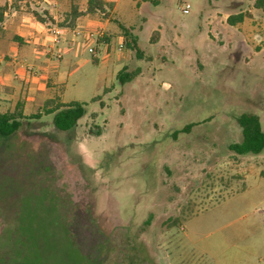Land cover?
Returning a JSON list of instances; mask_svg holds the SVG:
<instances>
[{"label": "rangeland", "instance_id": "1", "mask_svg": "<svg viewBox=\"0 0 264 264\" xmlns=\"http://www.w3.org/2000/svg\"><path fill=\"white\" fill-rule=\"evenodd\" d=\"M40 1L30 11L43 14ZM104 1L77 28L110 43L64 45L53 32L8 68L40 84L15 93L1 80L14 96L0 111L21 100L30 116L54 99L86 115L68 131L44 115L0 134V264H264V150L229 149L243 140L241 115L264 128L263 11L249 0ZM238 13L253 19L230 25ZM124 69L139 75L123 84Z\"/></svg>", "mask_w": 264, "mask_h": 264}, {"label": "trees", "instance_id": "2", "mask_svg": "<svg viewBox=\"0 0 264 264\" xmlns=\"http://www.w3.org/2000/svg\"><path fill=\"white\" fill-rule=\"evenodd\" d=\"M252 1L254 7L263 11L264 16V0H249ZM107 4L104 0H87V7L85 11L80 10L78 0H70V10L65 14L64 22L59 26L62 28H76V21L83 15H95L97 13H106ZM3 9L0 11V21L3 16ZM38 20L44 22L45 19L41 15L37 14ZM250 17L249 13H238L231 15L228 18L230 25H236L237 23L244 22L245 18ZM124 30L126 37L129 38L130 43L128 46L134 49L139 58H142V52L138 46L137 38H134L124 26H121ZM107 41L110 43V39H99L98 43ZM139 75V72H128L124 69L119 74V79L123 84L133 80ZM44 115H53L54 126L61 131H68L74 129L79 120L86 115V108L83 103L74 101L70 103H62L54 99L46 101L43 107L39 108L36 113L26 116L24 114V104L20 100L17 102L13 110L0 111V134L2 136H9L16 133L23 128L26 124H30L33 120H40ZM238 123L242 129L243 140L240 143H232L229 145V149L238 154H260L264 150V128L260 118L253 113L243 114L238 118ZM193 125H188L184 131H190Z\"/></svg>", "mask_w": 264, "mask_h": 264}, {"label": "crops", "instance_id": "3", "mask_svg": "<svg viewBox=\"0 0 264 264\" xmlns=\"http://www.w3.org/2000/svg\"><path fill=\"white\" fill-rule=\"evenodd\" d=\"M35 1H37V5L41 3L40 0ZM63 1L64 0L43 1V3L45 2L46 6L42 11L43 14H41V17H43L45 21L40 22L37 17L38 13L34 9L33 11H30V6L32 5L31 0H0V11L1 9L4 10L2 19L0 21V39H2L3 36H5L8 32L13 33L10 49L8 51H0V67L2 68V71L0 73L4 76V78H0V84L2 80V84L6 86V88L9 87V90H11V92L16 93L20 90V92L22 93L23 86L29 84V81H32V83L33 81H35L40 84V79L31 76L27 67L25 72L24 70L22 71V66L25 63L21 64L22 68L19 73L11 76L10 70L8 69L10 68L9 65L14 63L15 56L19 54L21 49H23L24 51L23 59H25L26 61L27 57L33 52L30 47L32 43L38 44L39 46H50V39L53 38V32H59V34H62L61 43H64V45L67 43L68 38L71 37V31H73V29L75 28L70 29L62 28L59 26L60 23L64 22L65 14L70 10V0H65L68 10H65L66 8L64 9L65 6L64 3H62ZM87 16L88 15H83L77 19L76 28L77 24H80L83 20L86 19ZM230 16L227 15L226 18H229ZM108 21L109 20H107L104 25H106ZM245 21L246 20H244V22ZM244 22H242V24ZM49 25H52L54 28L50 29ZM15 42H17V45ZM3 62H6L8 67H5L3 65ZM47 68L48 67L46 66V69ZM2 89L3 88L1 87L0 94H2L1 91H4ZM26 91L34 92L36 90H34V88H29ZM8 96L9 95L7 94V91H5L4 94L0 96V102H8L14 95H12L10 98Z\"/></svg>", "mask_w": 264, "mask_h": 264}, {"label": "built area", "instance_id": "4", "mask_svg": "<svg viewBox=\"0 0 264 264\" xmlns=\"http://www.w3.org/2000/svg\"><path fill=\"white\" fill-rule=\"evenodd\" d=\"M185 12H188V10H185ZM72 35L77 37V36H84L86 39L94 41V42H98L100 38V33L95 32V31H90L87 29H79V28H75L72 31ZM121 47H123V45H121ZM90 52L91 53H95V49L90 48Z\"/></svg>", "mask_w": 264, "mask_h": 264}]
</instances>
